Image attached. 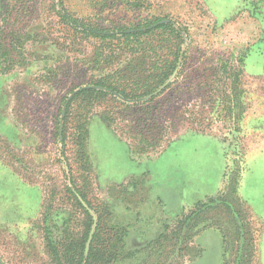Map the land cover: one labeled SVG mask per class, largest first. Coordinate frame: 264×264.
I'll list each match as a JSON object with an SVG mask.
<instances>
[{
    "label": "rangeland",
    "instance_id": "374dc122",
    "mask_svg": "<svg viewBox=\"0 0 264 264\" xmlns=\"http://www.w3.org/2000/svg\"><path fill=\"white\" fill-rule=\"evenodd\" d=\"M67 14L112 27L159 16L188 30L175 93L157 120L162 147L180 139L155 150L131 131L123 107L113 128L103 116L113 102L95 108L86 143L92 186L73 130L65 147L57 137L65 103L98 75L94 41L65 39L60 16L73 22ZM16 30L31 37L6 59L11 71L0 51V264H56L48 241L83 222L72 205L73 181L93 203L109 206L108 220H122L127 247L138 248L165 232L172 238L178 220L195 202L221 194L238 168V222L224 210L205 211L215 226L161 239L132 264H264V0H0L1 39ZM146 146L145 155L134 152ZM132 174L138 177L128 179ZM205 231L216 235H208L202 251ZM244 234L254 239L247 251Z\"/></svg>",
    "mask_w": 264,
    "mask_h": 264
},
{
    "label": "trees",
    "instance_id": "16d2710c",
    "mask_svg": "<svg viewBox=\"0 0 264 264\" xmlns=\"http://www.w3.org/2000/svg\"><path fill=\"white\" fill-rule=\"evenodd\" d=\"M67 16L73 21H70L73 25L67 20L68 18L60 16L67 34L65 39L70 41V45H75L80 39L94 41L91 64L92 70L98 75L93 77L86 87L76 91L70 101L65 103L61 110V122L58 123L61 127L58 129L57 137L65 147L69 133L73 130L76 156L81 162L80 169L85 174L83 178L87 185L92 186L91 174L94 168L87 153L86 143L87 123L95 108L113 102V110H108L103 115L108 125L113 128L115 110L123 107L125 116L132 118L131 131L140 137V142H144L150 148L163 150L174 141L173 139L167 142L164 148L161 146L162 139L159 134L161 128L157 120L159 114L168 111L165 107L168 104L166 101L175 93L173 91L175 80L167 82L177 73L185 41L184 32L187 33L188 30L176 26L174 22L164 21L166 18L159 16L151 21L147 17L140 19L138 24L132 26L123 24L119 27L103 26L92 20L69 14ZM161 21L163 23H160ZM21 31H11L2 39L0 32L2 42L0 51H3L4 64L9 67V71L12 70L13 64L10 62L9 65L6 64V59L12 61L13 52L18 54V47L24 44L23 38L31 37L27 32L21 34ZM164 85L165 87L156 93ZM188 131L195 133L194 129ZM134 152L145 155L148 153V147H142L141 150ZM240 172L238 168L237 174L229 178L221 194L210 198L207 202L196 203L185 220H178L179 232H173L172 238L165 232L159 238L142 243L138 248L127 247V230L122 220H108L112 218L109 206L103 204L101 207L93 203L88 198V193L73 181L75 192L72 189L69 191L73 207L83 216L81 229L75 230L71 226L63 230L61 239H50L48 247L51 256L56 264H132L139 260L137 256L139 253L146 252V255H149L159 248L161 239L164 241L180 239L183 230L186 232L184 237H191L195 229H198L195 235L200 232L201 226L203 230L215 226L203 217L205 211L224 210L229 220L238 222L240 212L233 204L238 203L243 207V203L237 197L241 180ZM76 193L94 211L98 219L97 223ZM94 224L96 229L88 247ZM241 238L243 241L241 249L247 251L249 246H253L254 239L251 236L248 240L246 234ZM225 239L227 245V238ZM196 256L199 257L200 252ZM225 257L226 253L224 259Z\"/></svg>",
    "mask_w": 264,
    "mask_h": 264
},
{
    "label": "crops",
    "instance_id": "0c3cea01",
    "mask_svg": "<svg viewBox=\"0 0 264 264\" xmlns=\"http://www.w3.org/2000/svg\"><path fill=\"white\" fill-rule=\"evenodd\" d=\"M180 138H178V139H176V140H179ZM176 140H174V141H176ZM166 149V148H165ZM161 153V152H160ZM136 161V160H135ZM140 161V160H139ZM144 175H147V177H148V179L150 178V176H149V174H144ZM143 176V175H142ZM135 178V177H138V176H136L135 174H132V175H130V177L128 178V179H130V178ZM141 177V176H140ZM127 181V180H126ZM126 181H124L123 183H125ZM200 201H204V200H199L198 202H200ZM198 202H195V204L196 203H198ZM216 232H214V231H205L204 233H202L200 236H199V245L201 246V248H202V251L203 250H205V241L207 240V237H208V235H210V234H214V235H216L215 234ZM218 234V233H217ZM218 235H220V234H218ZM199 258V257H198ZM197 258V259H198Z\"/></svg>",
    "mask_w": 264,
    "mask_h": 264
},
{
    "label": "water",
    "instance_id": "95a60500",
    "mask_svg": "<svg viewBox=\"0 0 264 264\" xmlns=\"http://www.w3.org/2000/svg\"><path fill=\"white\" fill-rule=\"evenodd\" d=\"M176 74H177V73H175V74L172 76V78H171L167 83L171 82V81L175 78ZM164 87H165V85H164L161 89H159L156 93H159ZM73 95H74V94H73ZM71 98H72V97H71ZM71 98H70V99H71ZM70 99H69L68 101H70ZM94 230H95V228H93V230H92V232H91L90 239H89V242H88V247H89L90 242H91V240H92Z\"/></svg>",
    "mask_w": 264,
    "mask_h": 264
}]
</instances>
